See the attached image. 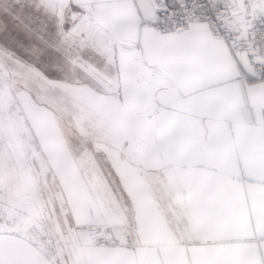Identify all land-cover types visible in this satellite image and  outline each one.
<instances>
[{"label":"snow or ice","instance_id":"6c2138e0","mask_svg":"<svg viewBox=\"0 0 264 264\" xmlns=\"http://www.w3.org/2000/svg\"><path fill=\"white\" fill-rule=\"evenodd\" d=\"M0 264H264V0H0Z\"/></svg>","mask_w":264,"mask_h":264}]
</instances>
